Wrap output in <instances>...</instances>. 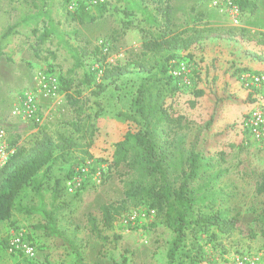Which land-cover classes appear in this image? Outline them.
I'll return each mask as SVG.
<instances>
[{"label": "rangeland", "instance_id": "1", "mask_svg": "<svg viewBox=\"0 0 264 264\" xmlns=\"http://www.w3.org/2000/svg\"><path fill=\"white\" fill-rule=\"evenodd\" d=\"M22 1L0 0V29L5 28L18 17L17 7ZM143 1L152 8L158 0ZM79 2L92 4L94 0H79ZM106 2L109 7L114 5L115 0H106ZM198 4L213 11L210 18L204 17ZM120 5L116 4L117 7ZM49 7L54 18L61 22L60 29L69 33L67 38L71 45L86 50L85 59L81 67L76 69L74 74H70V71L74 69L73 61L68 53L56 44V38L50 39L42 46L43 50L39 52L40 59H37L29 46L33 38L28 30L21 29L5 50L6 53L12 54V61H7L2 55L0 63L5 66L3 72L6 70L7 76L16 73L13 77L11 75L9 83H24L25 87L0 93V124L6 128L8 138L18 143L17 145H28L40 132L28 134L20 139V136L13 134L18 125H28L34 129H42L47 125L45 131L53 137L70 129L68 121L73 115L65 98L57 108L53 107L49 110L50 117L42 125L19 123L9 116L16 95L32 85L28 83L35 82L39 70L50 69V72L56 73L65 81L72 79V88L81 91L82 100L85 101V111L91 113L90 122L93 132L88 154L74 150L71 152L70 161H56L51 167L48 181L52 183L55 177H63L70 170L72 175L81 165L89 166V171L81 176L82 187L75 192L76 194L60 189L59 196L53 203L57 208L58 227L67 236L74 237L84 261L87 264H113L114 262L120 264L121 256L125 255L127 264H240V262L264 264L262 246L264 225L259 220V214L264 208V194H257L255 190L264 173V143L255 141L242 124L246 113L253 107L254 101L246 89L237 82L238 80L232 82L233 79H230L232 83L214 81L209 86L208 95L202 97L193 106L188 103L195 81L194 71L199 70L200 65L209 64L212 58L217 60L219 73L226 69L225 71L229 74L233 70L229 63L233 60L236 67L241 70L258 72H264V63L241 56L240 49H228L225 45L208 48L202 62H198L197 59L188 61L179 56L170 59V61L187 60L191 69L186 83H178L180 91L172 101L173 105L186 116L181 125L174 128L176 143H179V149L189 147L197 127L214 113L213 125L201 134L203 138L201 146L211 153L221 149L225 151L223 160H218L216 157L212 160L213 168L210 172H221L219 178L214 181V190L219 198L217 205L235 214L237 223L235 229L229 234H217L215 238L211 237L210 232L200 235L197 243L201 246V259H190L195 251L191 248L190 239L187 237L184 247L174 261L169 263L167 250L174 234L165 225L162 215L155 209H149L142 201L136 206L134 201H129L128 209L114 220L112 226L109 229H102L103 235L108 238L104 243L91 232L88 223V216L93 215L102 227L99 206L103 203L118 202L124 197V182L129 178L124 174L126 168L120 166L114 169L109 167V163L115 143L123 138L127 130L135 131L137 126L119 120L115 113L118 110L127 109L140 79V75L133 72L112 83H107V80L101 82L99 61H96L100 54L96 44L99 39L109 43L110 54L107 57L111 64L132 62L138 57L144 37L139 27H143L144 31L150 28L143 22H139V16L123 18L119 11L111 9L93 23L78 25L66 20L67 6L63 0H52ZM190 11L194 15L191 24L195 23L198 27L211 31L245 28L250 35L264 34V31H252L245 27L254 23L252 14L244 13L241 26L233 27L226 20V16L209 8L206 0H198ZM126 20L131 21L128 28L123 25ZM174 22L178 25L177 29L189 23V21L187 23L181 20L179 22L174 20ZM74 31L77 33L76 36L73 35ZM244 43L248 49L264 54L263 45L256 44L255 41ZM44 49L53 51L56 58L43 60L47 57ZM90 66L98 69L95 73L96 83L92 81L84 84V76L88 74ZM100 83L104 86L103 90H99L96 86ZM95 92L97 94H94ZM95 113L97 116L94 117ZM178 157L177 154L176 162ZM63 182L64 180L62 184ZM31 197L32 193L28 192L24 201H30ZM45 200L47 203L52 200L51 193L45 194ZM39 222H41L39 216L17 212H13L9 220L0 222V264H21V257L9 252L6 244L12 230L23 231L34 243L37 249L36 264H72L74 257L69 251L63 249L56 240L34 229L33 226ZM115 235H118V238H114Z\"/></svg>", "mask_w": 264, "mask_h": 264}, {"label": "trees", "instance_id": "2", "mask_svg": "<svg viewBox=\"0 0 264 264\" xmlns=\"http://www.w3.org/2000/svg\"><path fill=\"white\" fill-rule=\"evenodd\" d=\"M258 1L239 0L238 3L242 13L253 14ZM51 2L52 0H23L20 3L17 7L18 17L0 29V56L3 55L7 61H12V54L6 53L5 50L12 43V38L21 29H26L33 38L29 46L37 59H40L39 52L43 50L42 46L50 39L56 38V44L67 52L73 61L74 69L70 74H74L75 70L81 67L86 50L73 46L68 41L69 33L60 29L61 22L52 15L49 7ZM63 2L67 6L66 20L78 25L93 23L111 9L119 11L123 18L139 16V22L150 28L144 31L143 27H139L144 37L138 57L132 62L127 61L124 64L106 62V56L96 44L100 54L96 61H99L101 82L107 80V83H112L133 72L139 74L140 79L127 109L115 113L119 120L137 126L135 131L127 130L123 138L115 143L109 163V167L114 169L120 166L126 168L124 174L129 178L124 182V197L118 202L103 203L99 206L102 227L97 223L95 216H88L91 232L104 243L108 238L103 235L102 229H109L112 226L114 220L128 209L129 201H134L135 206L142 201L149 209H155L162 215L165 225L174 234L167 250L169 263L174 261L184 247L187 237L195 251L190 259H201L202 250L197 243L200 235L210 232L211 237L215 238L217 234H229L235 229L237 216L231 214L229 209L217 205L219 198L214 190V181L219 178L221 172H210L213 168L212 160L215 157L223 160L225 151L221 149L211 153L201 146L203 140L201 134L213 125L214 113L197 127L189 147L179 149V143H176L174 128L179 127L186 116L172 102L174 96L179 93L180 86L168 73L169 62L177 56L188 61L197 59L198 62H202L208 48L225 45L228 49H240L241 56L264 63V54L248 49L244 43L255 41L256 44L264 46V34L250 35L245 28L211 31L198 27L195 23L177 29L178 25L172 20L169 0H158L152 8L143 0H115L114 5L109 7L106 0L92 4L79 0ZM118 3L121 4L120 7L116 6ZM70 5L72 9H68ZM130 24L131 21L126 20L123 25L128 28ZM76 34L74 31L73 35ZM44 52L47 57L43 60L56 58L53 51L44 49ZM229 64L233 68L231 74L226 72V69L219 73L218 63L214 58L209 64L200 65L199 70L194 71L195 81L191 98L188 100L191 106L208 95L209 86L214 81L232 83L237 80L241 68L236 67L234 60ZM89 69L88 74L84 76V84L92 81L96 83L95 73L98 69L92 66ZM58 79L64 98L72 110L73 117L68 121L70 129L53 137L45 131L47 126L45 125L38 129L39 135L28 145H16L15 141L8 138L14 152L0 169V222L9 220L13 212L39 216L41 222L35 224L34 229L56 240L63 249L69 251L74 257L72 264H87L74 237L67 236L58 227L57 208L53 205L60 189L66 191L65 182L72 171L63 177H55L52 183H49L48 176L56 161L71 160L72 151L79 150L83 154H88L93 132L91 113L85 111L81 91L72 88L73 80L65 81L59 75ZM230 79L233 81H229ZM101 84H96L99 90L104 88ZM255 190L257 194H264V173ZM28 192L32 193L33 200L25 202L24 197ZM47 192L52 195L49 203L45 200ZM259 217L264 225V208ZM114 238H118V235ZM262 246L264 248V240ZM13 254L22 259L19 253ZM36 261L34 260L32 264H36ZM120 264H127L125 255L121 256Z\"/></svg>", "mask_w": 264, "mask_h": 264}, {"label": "built area", "instance_id": "3", "mask_svg": "<svg viewBox=\"0 0 264 264\" xmlns=\"http://www.w3.org/2000/svg\"><path fill=\"white\" fill-rule=\"evenodd\" d=\"M103 0H95L96 2ZM209 8L215 9L233 27L241 26L242 13L239 0H206ZM72 9V5L69 6ZM101 52L106 57L110 54L109 45L103 40H98ZM106 62H110L108 57ZM190 64L187 60L170 61L168 73L179 83H186L190 75ZM240 85L251 96L253 107L243 119V127L248 134L260 143H264V72L241 70L237 75ZM64 98L60 89L58 75L47 70H39L35 82L24 88L16 95L9 116L19 123L42 125L50 117L51 108L59 106ZM54 108V109H55ZM53 109V110H54ZM14 147L10 146L6 128L0 124V169L13 154ZM89 171L87 164L76 169L65 182L66 191L75 193L82 187V175ZM153 212V211H151ZM7 247L11 253L22 256L21 264H32L37 259V249L21 230H12L7 240ZM243 264V262H240Z\"/></svg>", "mask_w": 264, "mask_h": 264}, {"label": "crops", "instance_id": "4", "mask_svg": "<svg viewBox=\"0 0 264 264\" xmlns=\"http://www.w3.org/2000/svg\"><path fill=\"white\" fill-rule=\"evenodd\" d=\"M170 5L172 7V20H181L182 22L189 21V26L191 25L192 20L194 19V15L191 13L190 9L192 6L198 3V0H169ZM200 9L201 12L203 11L204 17L205 18H210L211 15L213 14L211 10L208 8L205 9L202 7V5L198 4L197 5ZM205 10V11H204ZM181 18V19H180ZM252 18L254 20L253 24L245 25L246 28L250 30H257V31H264V0H259L257 2V8L255 12L252 14ZM185 20V21H183ZM5 69V66L3 63H0V93L7 92L10 89H17L23 87L24 83H9V80L11 75L13 77L14 74H10V76H7L6 70L3 72ZM238 82V81H237ZM28 84H33V83H28ZM27 85V84H26ZM29 86V85H28ZM25 87V86H24ZM15 133L17 136H20L19 138L22 139L28 134H34L38 132V129H34L29 127L28 125H18L17 129H15ZM24 131V134H23ZM24 136V137H23ZM18 138V137H17ZM18 143H16L17 145Z\"/></svg>", "mask_w": 264, "mask_h": 264}]
</instances>
